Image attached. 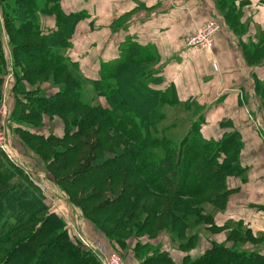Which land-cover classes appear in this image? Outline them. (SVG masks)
I'll return each instance as SVG.
<instances>
[{
	"label": "rangeland",
	"instance_id": "1",
	"mask_svg": "<svg viewBox=\"0 0 264 264\" xmlns=\"http://www.w3.org/2000/svg\"><path fill=\"white\" fill-rule=\"evenodd\" d=\"M41 1L35 9L37 18L46 12L53 16L58 15L62 23L66 20L60 15V9L55 7H59L56 0ZM25 22L26 4L0 0V39L4 50V70L0 76V169L8 179L4 186L7 189L0 193V196L5 194L7 199L9 195L7 206L0 208V217L3 216L0 218V238H4L0 244V264L11 257L12 251V264H23L18 260H23L24 254L16 250L20 244L26 242L29 229L41 226L45 221L48 233L40 242L37 256L42 259L46 255L47 264H67L70 259L76 262L81 260L85 264H105L106 256L111 264H194L204 256L213 264H238L242 257L240 250L264 255V233L254 235L252 228L217 225L220 220L218 214L226 208L231 193L227 185L228 178L242 177L245 180L246 171L243 176H228L226 184H223L218 192L210 190L209 193L196 198H184L175 194L156 193L144 184H141L143 189L135 188L137 182H144L140 173H134L131 178L123 176L119 182L107 179L106 183H99L100 170H86V161L81 162L80 154L85 147L81 148L78 154L75 152L72 155L75 157L74 161L67 160L69 152L74 150V147L69 145L74 139L66 137L68 128L65 119H69V116L47 111L43 101L46 98L65 101L60 92L66 89L68 91L71 84L73 91L82 92V102L106 107L108 102L98 94L95 81H89L81 74L79 66L64 59L63 51L52 50L57 55H51L56 59L51 66H44L46 64L39 60L31 61L28 56L31 47L46 50L50 41L61 49L57 42H53L60 40V37L42 33V37L19 34L20 26ZM139 47L141 48L137 52L142 61L137 64L141 69L138 82L165 94L166 97L156 110L149 112L147 120L133 121L139 127V140L130 144L120 142L118 134L122 132L116 129L112 130V144L124 151L132 143H141L144 138L154 139L159 144H148L145 151H151L149 160L157 163L163 147L167 144L176 146L174 150L177 155L181 142L188 134H194V128L197 130L196 134L200 132L201 118L198 115L203 108L199 100L190 103L188 100L180 101L175 92V81H168L176 78L177 72L171 68L170 75H167L168 61L163 58L161 52L149 47ZM211 65L213 74L218 73L219 66L216 70L213 62ZM185 69L179 72V77L184 75L188 78L190 72ZM36 70L37 72L33 73ZM197 73H201L200 67ZM159 75L165 78L162 83L167 82V88L163 91L153 87ZM26 77L30 78V81L26 80ZM44 90L53 91V94L43 93ZM137 92L140 98L146 97L144 92ZM92 94L94 98H91ZM140 98L138 101H142ZM246 102L248 110L254 113L259 110L258 125L264 132V99L251 98ZM8 106L10 110H7ZM28 110L31 119L26 117ZM7 111L9 117L5 118ZM73 126L78 124H69V129ZM5 130L8 133L13 160L1 149ZM124 137L123 134L120 135L121 139ZM214 143L204 152H217L218 146ZM114 146L112 149H116ZM187 148L185 152L189 150ZM102 153L105 158L110 159L111 155L107 151ZM217 155L219 161H216L228 168L231 160L227 155L224 152ZM93 161H90V164L93 165ZM200 161L196 158L191 170L197 167L196 164ZM98 165L102 163L94 167ZM228 169L225 174L232 171L231 168ZM79 170L86 171L78 172ZM178 174L180 178L177 189L180 190L184 183H188V178L184 170H180ZM189 184L188 191H193L195 184L191 181ZM152 187H155L153 182ZM142 191L149 194L143 195L140 193ZM218 193L223 196H218L216 201L215 197L211 199ZM179 201L185 202L183 209L187 211L177 210ZM158 202L162 211L156 206ZM6 220L12 222L9 225L11 228ZM19 225L29 229L11 230ZM9 229L11 233L3 237ZM60 233L62 235H59ZM232 233L234 234L230 238ZM227 235L224 243L219 242ZM29 236L31 235L27 237ZM206 241L207 247L204 246ZM220 246L226 247L227 250H236L238 259H233L231 251L222 250ZM253 247L255 248L252 249ZM31 264H35V260H31Z\"/></svg>",
	"mask_w": 264,
	"mask_h": 264
},
{
	"label": "crops",
	"instance_id": "2",
	"mask_svg": "<svg viewBox=\"0 0 264 264\" xmlns=\"http://www.w3.org/2000/svg\"><path fill=\"white\" fill-rule=\"evenodd\" d=\"M56 1L61 14L79 19L68 44L54 50L63 51L89 81L100 80L103 66L118 62L131 45L149 47L168 61L167 75L171 68L176 70V78L168 81H175L180 101H200L205 141L218 143L235 132L239 135V163L246 179L228 178L231 193L217 225L264 233V132L258 125L259 110H248L246 102L264 99V0ZM211 20L222 23L213 52L190 48L188 39ZM37 24L42 34L51 36L62 32L64 21L45 12ZM213 60L219 66L216 74ZM184 69L190 72L188 78L178 75ZM163 75L153 86L160 91L167 88Z\"/></svg>",
	"mask_w": 264,
	"mask_h": 264
},
{
	"label": "trees",
	"instance_id": "3",
	"mask_svg": "<svg viewBox=\"0 0 264 264\" xmlns=\"http://www.w3.org/2000/svg\"><path fill=\"white\" fill-rule=\"evenodd\" d=\"M12 2H14L15 4L19 3L20 5L26 4V22L25 24L20 26V30L18 31V33L23 35L34 34L41 36L42 32L37 24L38 18L35 9L37 5L40 4V2L42 3V1L12 0ZM55 7L57 9H60L57 5ZM59 13L63 17V19H66L67 21L64 20L65 22L64 28L62 27V32L56 35V37H60V40L57 39V41L53 42L55 44L57 42L59 46H64L68 44V39L79 17L76 15L65 16L61 14L60 10ZM51 43L49 41V43L47 44L48 49L46 50L41 48L36 50L34 48L35 46L31 47L30 55L28 54V56H30L32 59L31 61L39 60L41 63L46 64H43L44 66H51L56 60L53 56H51L55 54V52H52V50H54L55 47L58 48L57 45H52ZM140 48L141 47L137 45H131L115 65H104L101 79L94 82L96 83L95 88L96 90L98 89V94L106 98L108 102L107 107L100 104L92 106L90 104L82 102V92L73 91V85L71 84L68 91L66 89L60 92V95L64 99H66L65 101H62L60 99L56 100V98H46L43 101L42 104L46 107L47 111L58 112L65 116H69V119H65L68 128L66 131V137L68 139L74 140L70 142V144L68 143L69 140L66 142L74 147V150L69 152L67 160L74 161L75 157L72 155L75 152L78 154L81 148L85 147V149L80 154L81 162L86 161V165H88L86 166V168L88 167V169L86 170H89L90 168H92L93 170H100L98 172L101 174L100 179H98L99 183H106L108 180L119 182V179H121V177L123 176L130 177L134 173H140V175L143 177L144 182H137L135 188L138 187L143 189V185L141 186V184H144L148 185V187L153 189L156 193L175 194L177 196L179 195L180 197L183 196L184 198H196L200 195H205L207 192L209 193L210 190H217L218 192L221 190L220 188L223 187L222 185L226 184V178L228 176H243V174L245 173V169L240 166L238 160L242 145L239 142V135L237 133L227 136L218 143L215 142L214 144H217L218 149L217 152L212 154L210 151L204 152V150L207 149L212 143L205 141L201 137L200 132L196 134L197 130L194 128V134L190 132L188 134V137L181 142V148L177 155L175 154L174 150V147L176 146H173V144L169 143L167 144V146L163 147L162 154H160V159H158L159 161L157 163L149 160L148 156L152 155L151 151H145L148 144H151L152 146L159 144L158 141H155L154 139H149L148 137L144 138L141 143H132L124 151L120 150L119 147L116 148L112 144V130L116 129L122 132L118 134L120 142H126V144H130L131 142L139 140L137 134V130L139 129V127L134 124L133 121L138 120L139 122H141L147 120L149 112L151 110H156L160 102L166 97L165 94L152 90V88H150L149 86L138 82V75L141 73V69L137 64L140 63L142 59L139 57L137 51ZM3 52L4 50L0 39V76L4 70ZM64 59L67 61V58L65 56ZM27 61H29V59ZM135 65L137 66L135 67ZM36 72L37 70L33 73ZM26 80L30 81V78L26 77ZM104 88H106L107 90L103 91L102 89ZM136 91L144 92V95L146 96L144 97L145 99L140 98L139 93H136ZM135 96L137 99L135 98ZM139 98L142 101H138ZM68 101H70L71 104ZM80 109L83 110L80 111ZM26 114L25 116L28 119H31L29 116L31 115L30 110H28ZM69 124H78V126H73V128L69 129ZM121 134L125 136L124 139L120 138ZM74 141L77 142L74 143ZM113 146L117 150L112 149ZM186 148L189 150H186L185 152ZM102 151H107L109 155H111L110 159L105 158L106 156L102 153ZM222 151L227 155L229 160H231L229 161L228 168H231L232 171L227 174L225 173L229 169L226 168L224 164L218 162L219 156L217 155V153H223ZM209 153H211V156H209ZM196 158L200 159L201 161L196 164L197 167L191 170L196 162ZM216 159L218 161H216ZM225 159L224 161H226ZM92 160H94L93 165L90 164V161ZM95 163H102V165L94 167V165H96ZM86 170H79L78 172H84ZM180 170L185 171V175L188 178V183H184L181 189L178 190L177 185L180 178V174L178 173ZM5 176L6 175L1 171L0 193L4 192L7 189L6 187H4L5 183L8 181L7 177L5 178ZM190 181L195 184V188L193 191H188V185H190ZM152 182L155 184L154 188L152 187ZM140 193H142L143 195L149 194L143 191ZM6 195H8V193H6ZM227 195L228 190L225 194V200ZM218 196H223V194H215L211 199L215 197L216 201V199H218ZM5 199V194L3 196H0V208L2 209L7 206L6 201H8L9 195L7 199ZM177 205V210L187 211L183 209L185 206V202L179 201L177 202ZM156 206L158 207L159 211H162V207L159 202L156 204ZM222 207L223 205L220 208ZM161 214L163 213L161 212ZM0 218H3V216ZM46 222L47 221H45V223ZM11 223V221H7L8 226L11 225ZM17 223L19 224L20 222ZM45 223H43V225L41 224V226L38 227L33 226L30 229L27 227H22L20 225L11 229H29L28 235H31L29 237H27V235L26 242L24 244H20V246L16 250L24 254L23 260H18V262H22L23 264H31V260H35V264H41L43 260V263L47 264L46 255H44L42 259L37 256L40 242L42 241L44 235L48 233V229L46 228L47 225ZM9 228L11 227L9 226ZM9 233H11L10 229L3 234V237L9 235ZM233 234L234 233H232L229 237L231 238ZM59 235H62V233H60ZM3 239L4 238H0V244L3 243ZM219 248H222V250L231 251V253L234 255L233 259H238V256L235 255L237 252L236 250H227L224 246H220ZM240 251L242 253V257L240 258L238 264H264L263 254L255 253L253 251H250L251 253H245L242 252V250ZM13 253L14 251L10 253L11 257L7 258V260L1 264H12ZM245 260H247L248 262H245ZM68 262L74 264V262L76 261H74V259H70ZM68 262L67 264H69ZM203 262L205 264H213L211 260L209 258H205V256L200 258V260L196 261L194 264H202ZM75 264H85V262L79 260Z\"/></svg>",
	"mask_w": 264,
	"mask_h": 264
},
{
	"label": "built area",
	"instance_id": "4",
	"mask_svg": "<svg viewBox=\"0 0 264 264\" xmlns=\"http://www.w3.org/2000/svg\"><path fill=\"white\" fill-rule=\"evenodd\" d=\"M222 29V23L218 20H211L205 24L199 26L194 35L188 39V46L198 51L211 52L215 45V36ZM213 67L217 70L218 64L213 60ZM9 117V112L5 115V118ZM6 120V119H5ZM3 135V134H2ZM8 141L7 130L4 132V143L1 149L8 153L11 158L12 151L10 150ZM12 159V158H11ZM13 160V159H12ZM105 264H111L109 260H105Z\"/></svg>",
	"mask_w": 264,
	"mask_h": 264
},
{
	"label": "bare ground",
	"instance_id": "5",
	"mask_svg": "<svg viewBox=\"0 0 264 264\" xmlns=\"http://www.w3.org/2000/svg\"><path fill=\"white\" fill-rule=\"evenodd\" d=\"M104 253V252H103ZM105 254V253H104ZM106 255V254H105ZM108 257L106 256V259H107ZM108 260V259H107Z\"/></svg>",
	"mask_w": 264,
	"mask_h": 264
}]
</instances>
